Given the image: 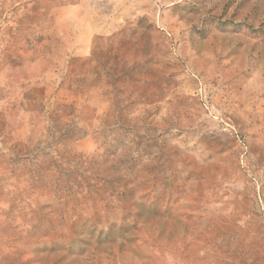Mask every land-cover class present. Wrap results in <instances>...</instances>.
I'll use <instances>...</instances> for the list:
<instances>
[{
	"label": "rangeland",
	"instance_id": "374dc122",
	"mask_svg": "<svg viewBox=\"0 0 264 264\" xmlns=\"http://www.w3.org/2000/svg\"><path fill=\"white\" fill-rule=\"evenodd\" d=\"M0 264H264V0H0Z\"/></svg>",
	"mask_w": 264,
	"mask_h": 264
}]
</instances>
